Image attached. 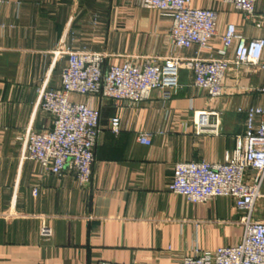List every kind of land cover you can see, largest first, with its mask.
Returning a JSON list of instances; mask_svg holds the SVG:
<instances>
[{"label": "crops", "instance_id": "obj_1", "mask_svg": "<svg viewBox=\"0 0 264 264\" xmlns=\"http://www.w3.org/2000/svg\"><path fill=\"white\" fill-rule=\"evenodd\" d=\"M192 1L218 14L217 35L207 48L173 49V19L152 9L149 0L0 5V264H178L196 250L241 242L244 212L231 198L193 204L168 185L178 163H223L245 133L243 111L264 102V54L259 66L236 65L235 45L223 55L221 41L230 24L247 40L264 38V0H257L253 20L221 0ZM72 52L103 55L104 70L126 61L164 66L178 60L171 99L160 90L138 104L69 96L100 115L88 186L69 170L46 172L25 150L29 131L53 128V117L40 108V92L61 89ZM195 58L231 61L221 97L210 98L194 85ZM200 115L218 124V133L200 131ZM115 119L119 134L112 131ZM143 133L151 135V145L139 143ZM253 219L264 222V196ZM43 226L52 228L51 238L42 236Z\"/></svg>", "mask_w": 264, "mask_h": 264}, {"label": "built area", "instance_id": "obj_2", "mask_svg": "<svg viewBox=\"0 0 264 264\" xmlns=\"http://www.w3.org/2000/svg\"><path fill=\"white\" fill-rule=\"evenodd\" d=\"M6 0H0V5ZM232 5L249 19H255L257 0H221ZM150 7L173 19L170 31L171 47L176 50L193 46L207 48L217 35L218 14L213 9H199L192 0H149ZM223 52L235 45L236 65L259 66L264 54V38L247 40L239 35L234 24L227 26L221 37ZM104 56L88 52H72L61 73V89H42L40 108L53 117V128L26 134V154L30 160L53 175L69 170L81 186L92 180L95 148L101 132L100 115L83 103L70 100V95H100L114 101L141 103L160 90L171 99L178 89V60L167 65L149 63L143 66L126 61L122 65L103 69ZM231 61L227 59L190 61L194 85L210 98L223 95V80ZM264 96V86L259 89ZM240 111H243L242 109ZM246 114V130L237 137L235 149L228 151L220 164L181 162L175 165L168 190L182 195L193 204L218 197L231 198L237 210L244 212L241 224L244 235L232 247L214 251L196 250L184 256L178 264H264V222L255 221L253 213L262 198L264 186V102L250 106ZM197 127L201 131L218 133L219 126L200 115ZM119 122H112V131L119 134ZM142 145H151L150 134H140ZM35 194L37 191L34 192ZM41 234L49 239L52 228L43 226ZM99 264H116L102 261Z\"/></svg>", "mask_w": 264, "mask_h": 264}]
</instances>
